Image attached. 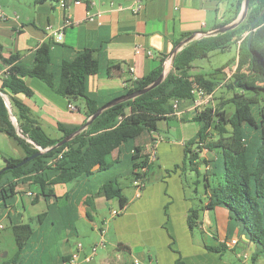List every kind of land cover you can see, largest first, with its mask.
<instances>
[{
    "label": "crops",
    "instance_id": "crops-1",
    "mask_svg": "<svg viewBox=\"0 0 264 264\" xmlns=\"http://www.w3.org/2000/svg\"><path fill=\"white\" fill-rule=\"evenodd\" d=\"M237 2L238 0H66V6L61 7L57 0H0V9L7 16L5 20L0 19V43L5 57L17 54L19 60L26 65L32 64L35 51L40 45L49 43L51 68L55 73L63 60L73 59L90 50L98 62V69L87 77L86 95L103 105L126 94L135 78L147 75L159 65L164 67L169 62L173 48L184 39V34L213 30L217 23L232 17ZM58 32L62 34L61 39H58ZM240 40L241 38L234 44L236 52ZM136 46L140 49L138 53L134 51ZM146 50H151V55H147ZM226 69L223 70L224 73ZM25 83L32 90V95L20 93L16 98L27 106L31 117L50 137L62 136L59 125L65 129H78L87 120L83 99L69 101L36 77H26ZM4 96L7 100L8 95ZM8 103L15 116L17 109L10 101ZM69 103L75 105L76 110L69 109ZM180 106L186 109L187 102H182ZM193 115V110H188L181 115L161 119L165 122L168 134H161L159 130L152 131L134 141L135 144H144V151L147 152V145L153 136L157 141V158L147 172V180L140 195L135 196V187L129 178V185L134 188V192L126 194L123 188L122 193L127 197L125 207L121 211L118 208L117 215L110 214L97 226L99 236L100 229L106 227L104 247L110 248L106 249L102 258L96 256L95 260L92 258L86 261L84 258L91 250H84L81 244V249L76 245L74 250L61 255V261L63 257L67 258L75 253L78 255L75 264H79L80 257L82 261L92 262L91 264H174L179 257L185 264H234V256L243 264L249 261L253 264L261 263L262 260L253 261L255 246L252 243L238 239L235 245H230L231 239L239 237L238 226L230 218L226 208L216 206L204 210L198 227L191 228L188 223V211L198 198H192L194 187L192 192L187 193L182 170L176 166L182 165L185 145L194 138L199 128L198 124L194 133L189 136L183 132L184 123L193 121ZM171 119L178 123V127L169 124ZM172 129H179L176 138L169 136ZM0 132L4 134L2 136H7L12 148L9 154L0 152L2 169L5 158H22L25 153L14 138ZM120 149V153L115 150L111 154V159L117 158L120 161L117 164L128 159L130 142L121 145ZM203 154L211 156L205 150L200 152V156L203 157ZM127 164L129 165V161ZM99 174L101 172L95 170L89 177L56 184L54 193L62 198H74L80 213L91 219L88 207L96 213L97 203L103 198L108 201L99 191L106 180L96 185L89 184V178ZM83 184L90 189L94 185L96 190L86 192ZM30 185L33 184L19 183L13 200L5 208H1L2 229L3 219H8L10 226L17 222L24 223L23 213L19 208L20 201L26 197V193L33 197L39 193V190L36 193L30 191ZM199 195L202 198L206 196L203 190ZM40 198L47 201L50 208L51 204L57 203L54 196L47 199L39 196V200ZM23 204L22 202V206ZM113 209L117 208H111ZM69 227L68 236L77 235L76 227ZM195 229L200 231V236L195 235ZM109 234L112 238H109ZM210 237L214 242L208 241ZM241 238L245 239V236L242 235ZM222 245L224 250L221 253L206 248ZM35 249L38 254L41 253L40 247L35 246Z\"/></svg>",
    "mask_w": 264,
    "mask_h": 264
},
{
    "label": "trees",
    "instance_id": "trees-1",
    "mask_svg": "<svg viewBox=\"0 0 264 264\" xmlns=\"http://www.w3.org/2000/svg\"><path fill=\"white\" fill-rule=\"evenodd\" d=\"M242 1L238 0L233 16L217 23L215 28L235 19ZM254 21V26L251 27ZM190 34L186 33L183 37ZM250 34L252 36L248 47ZM240 38L235 57L215 70L216 73H222L225 68L236 64L235 71L227 78L226 84L232 94L225 103H231L233 108L227 111L224 108L225 103H220L217 107L207 106L200 113L194 112L192 120L199 124V128L194 138L185 145L182 165L176 167L182 170V179L186 185L187 165L197 174L200 173V166L203 168L202 183L206 196L202 198L199 195L200 192L196 188L199 181L196 180L192 198L197 197L198 200L187 214L190 227H198L201 224L204 210L216 206L224 207L238 226V239L255 246L253 261H264V0H249L247 15L237 27L187 43L177 52L171 69L159 85L133 99L103 110L72 139L20 166L15 165L37 152L36 146L49 147L76 130L65 129L59 125L62 136L53 138L42 129L31 117L27 106L16 98L20 93L32 95L25 78L41 79L69 101L83 99L88 118L102 106L86 95L87 77L97 71L98 62L92 52L86 50L73 59L63 60L55 73L51 68L49 43H43L36 49L31 65L21 62L17 54L5 57L0 43V92L7 94L11 105L17 109L15 117L20 134L10 119L6 100L1 94L0 131L14 138L25 153L22 158H5L4 167L0 169V211L13 200L19 183L30 182L39 188V193L31 200L32 204L38 202L39 196L45 199L50 196L62 198L54 193L56 184H65L79 177H89L95 170H109L120 163L117 158L111 159V154L115 150L120 153L121 145L127 142H130V180L133 182L134 179L142 177L145 185L147 172L154 161L148 160L144 144H135L134 141L157 131L158 120L177 116L174 114L172 101H190L193 98L194 83L214 94L218 82L207 74L191 72L192 63L214 50L229 48ZM162 70L163 66L159 65L147 75L133 80L126 94L147 86ZM150 140L155 139L151 136ZM203 150L211 156L201 157L200 152ZM141 168H144V171L140 172ZM122 190L123 186L117 177H113L108 178L99 191L107 200H117L121 211L127 203V197ZM46 213L47 211L38 217L43 218ZM11 228L18 251L14 257L0 264H21L19 252L33 234L29 222H17ZM242 235L245 239L241 238ZM223 245L206 248L221 253L224 250ZM70 257H63L62 263L67 262ZM174 264L185 263L179 257Z\"/></svg>",
    "mask_w": 264,
    "mask_h": 264
},
{
    "label": "rangeland",
    "instance_id": "rangeland-1",
    "mask_svg": "<svg viewBox=\"0 0 264 264\" xmlns=\"http://www.w3.org/2000/svg\"><path fill=\"white\" fill-rule=\"evenodd\" d=\"M235 55L236 47L234 44H232L227 49L214 50L206 57L198 58L192 63L193 68L191 69V72L207 74L208 77L218 82L215 85V92L212 99L213 105H215V107H217L220 103H225L232 94V91L226 87V84L228 83L227 74L224 72L216 73L215 70L225 65L231 58L235 57ZM8 100L9 99L7 98L6 101ZM224 108L227 111H231L233 105L231 103H225ZM9 114L11 116L14 115L11 112V108ZM169 124L178 127V123L172 119L169 120ZM197 126L198 123L196 121H187L184 123L183 132L186 136H189L190 134L194 133ZM157 128L161 134H168L166 133L165 122L163 120L157 121ZM178 130L175 131L172 129L169 132L170 138H176L179 134ZM2 135L4 134H1L0 132V152H7V154H9L8 152H11L10 149L12 148L9 144L7 136ZM203 156H205V154H203ZM125 158H127V156ZM127 163L128 159L122 160V164H115V166L111 167L107 171H104L103 173L101 172V174L98 176L89 178V184L96 185L107 180L108 178L117 177L119 183L123 185L124 193H131L134 188L129 185L130 177H128V172L130 171V166ZM188 167L189 166L187 165V168L185 169L188 182V185H186L187 193L192 192L191 189L195 186L194 182L196 180L199 181V183L196 184L198 187V192H201V190H203V168L201 167L200 173L197 174L195 170H191ZM83 187H85L86 192L87 190H89V192L96 190V186L94 185L91 186V189L88 185L85 186V184H83ZM29 189L34 193L39 190V188L35 185H30ZM27 194L28 193L24 194L26 197L20 201L19 208L23 213L22 221L29 222L34 229V232L32 237L27 241V245L24 246V248L19 252L21 264H62L60 256L64 255L66 251L71 249L74 250L77 243H81L84 247V250H91L92 246L99 243L101 239L97 233L98 229L96 230L97 226H99L105 218L110 216L111 208L118 209L117 200L111 199L106 202V200L103 198L96 205V213H94L93 210L88 207V212L92 215V218L89 219L80 213V208L74 198H59L57 199V203L50 208L47 201L42 198H40L37 203L32 204L30 200H32L33 196ZM22 202L24 203L23 206ZM105 202L106 204H104ZM45 211H47L46 215L43 216V218H39L38 215ZM29 218L32 219L30 220ZM2 223L4 224V228L0 229V262L14 257L18 251V246L16 244L9 220L3 219ZM69 226L76 227L77 235L68 236L70 228ZM194 233L197 236H200L201 234L197 229L194 230ZM110 237L112 238L111 234H109V238ZM65 239H69V241L67 242ZM208 241L210 243L214 242L211 237L208 238ZM109 244L110 242L107 243V245ZM104 245H97V254L93 257V260L96 259V256L102 258L106 249H110L109 247H104ZM35 246L40 247L41 253H37ZM232 260L234 264H243L241 260L237 259L235 256L232 258ZM78 262L79 264L92 263L82 261L81 257ZM263 262L264 261H261V263L258 264H264ZM65 264L71 263L66 262Z\"/></svg>",
    "mask_w": 264,
    "mask_h": 264
},
{
    "label": "water",
    "instance_id": "water-1",
    "mask_svg": "<svg viewBox=\"0 0 264 264\" xmlns=\"http://www.w3.org/2000/svg\"><path fill=\"white\" fill-rule=\"evenodd\" d=\"M248 8H249V0H243L242 5H241V9H240L237 17L233 21H231L228 24H225L221 27H217L213 30H210V31H200L199 33H192L189 36L182 39L181 41H179L170 53L169 62L167 61V63L164 64L163 70L161 71L160 75L153 82H151L150 84H148L147 86H145L141 89H138V90L131 92L129 94L121 95V96H119L115 99H112V100L108 101L107 103L103 104L101 107H99L93 114H91L87 118V120L84 122V124L81 127L76 129L74 132L64 136L62 139H60L55 144H53L49 147L42 148L40 146H36L38 148L37 152L23 158L15 166H20V165L26 163L27 161L35 158L36 156H39L40 154H42V153H44V152H46L52 148L58 147V146L62 145L63 143L67 142L68 140L72 139L76 134H78L79 132L84 130L103 110H105V109H107V108H109V107H111L117 103L129 100V99H133V98L151 90L152 88L156 87L157 85H159L164 80L167 73L171 69L177 52L180 51L187 43H189L193 40L199 39L201 37L216 35V34L223 33V32H226L230 29L237 27L245 19L246 15H247ZM254 23H255V21L251 23V27L254 26ZM251 36H252V34L249 35L248 40H247L248 47L250 46ZM0 94L3 95V97H5L4 94H2L1 92H0ZM6 105L8 107V110L10 111L9 103L7 101H6ZM10 119L13 122L15 128L17 129L18 133L20 134V130L18 128V123H17L16 117L14 115L13 116L10 115ZM28 141L32 142V140H30V139H28Z\"/></svg>",
    "mask_w": 264,
    "mask_h": 264
},
{
    "label": "built area",
    "instance_id": "built-area-1",
    "mask_svg": "<svg viewBox=\"0 0 264 264\" xmlns=\"http://www.w3.org/2000/svg\"><path fill=\"white\" fill-rule=\"evenodd\" d=\"M58 3L61 7H65L66 6V0H58ZM6 15L2 12V10L0 9V19L5 20L6 19ZM61 32H58V39H61ZM139 47L136 46L134 51L136 53L139 52ZM147 55H151V50H146ZM229 68V69H228ZM236 68V64L231 65L230 67H227V69L225 70V73L227 74V77H231L232 73L235 71ZM136 79V78H135ZM192 93H193V98L190 101H183V102H187V108L186 109H182L180 104L182 103L180 100L178 99H174L172 101V107H173V111L174 114L181 115L184 111H188V110H193V112H198L200 113L204 108H206L207 106H213V92H207L203 87H200L198 84L194 83L193 87H192ZM69 109L71 110H76V106L73 105L72 103L68 104ZM147 153H148V160L151 161H155L157 158V141L156 139L151 141V143L149 142L147 145ZM144 171V168L140 169V172ZM133 185L135 187V196H139L140 192L142 190V188L144 187V180L142 177L136 178L133 180ZM30 193H28L29 195ZM119 213L118 209H113L111 210V215L115 216ZM1 228V225H0ZM106 227H102L100 229V242L93 245L91 248L90 253L84 258L86 261H90L96 251H97V245H104L105 243V239H106ZM238 242V238H233L229 241L230 245H235ZM77 247L79 249H81V243L77 244ZM245 257H247V255H244ZM78 259V255L77 254H72L70 259L67 261L71 264H75L76 261ZM66 262H63L62 264H65ZM247 264H253L250 263V261Z\"/></svg>",
    "mask_w": 264,
    "mask_h": 264
}]
</instances>
